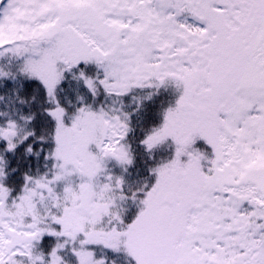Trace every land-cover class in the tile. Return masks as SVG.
Wrapping results in <instances>:
<instances>
[{
	"label": "snow or ice",
	"instance_id": "1",
	"mask_svg": "<svg viewBox=\"0 0 264 264\" xmlns=\"http://www.w3.org/2000/svg\"><path fill=\"white\" fill-rule=\"evenodd\" d=\"M0 264H264V0H0Z\"/></svg>",
	"mask_w": 264,
	"mask_h": 264
}]
</instances>
